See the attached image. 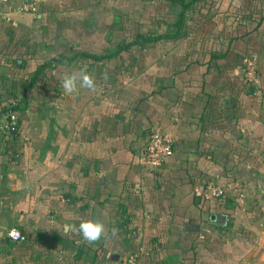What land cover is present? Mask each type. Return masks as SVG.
<instances>
[{"label": "crops", "instance_id": "obj_1", "mask_svg": "<svg viewBox=\"0 0 264 264\" xmlns=\"http://www.w3.org/2000/svg\"><path fill=\"white\" fill-rule=\"evenodd\" d=\"M32 1L0 8V264H264V0H199L177 40L127 51L173 35L180 3ZM84 70L96 90L66 93ZM153 128L173 151L151 170ZM85 221L95 244L65 231Z\"/></svg>", "mask_w": 264, "mask_h": 264}, {"label": "built area", "instance_id": "obj_2", "mask_svg": "<svg viewBox=\"0 0 264 264\" xmlns=\"http://www.w3.org/2000/svg\"><path fill=\"white\" fill-rule=\"evenodd\" d=\"M14 0H0V8L4 4H8L13 2ZM15 10L18 13H34L36 11L35 8V2H26L22 5H19L15 7ZM244 67H245V77L246 79L253 83H257V73H256V65L255 62L252 59H247L244 62ZM10 123L7 125V129H13V125L15 123V115H10ZM173 151V138L172 136L167 133L163 132L159 128H153L150 131L149 135V143L147 147L145 148L143 156L140 158V165L143 167H146L147 169H155L159 167L165 159L171 155ZM138 189V188H137ZM206 197L208 198H220L224 196V190L217 186V185H210L207 187L206 191ZM15 229H11L8 231V236L11 238L13 241H18L21 238L20 233L15 230L19 236L14 237L12 235V232ZM129 264H137L135 258H130L128 260Z\"/></svg>", "mask_w": 264, "mask_h": 264}, {"label": "clouds", "instance_id": "obj_3", "mask_svg": "<svg viewBox=\"0 0 264 264\" xmlns=\"http://www.w3.org/2000/svg\"><path fill=\"white\" fill-rule=\"evenodd\" d=\"M62 87L65 92L68 94H79V88H86L91 91L96 90V84L94 79L87 74L86 70L81 71L79 76L72 75H64L63 76ZM79 84V88H78ZM77 231L88 244H95L105 235L106 228L105 225L98 221H85L79 224L77 228L75 225H66L65 231ZM118 233L117 228L112 229V235L115 236ZM12 235L14 237H18L19 234L13 230Z\"/></svg>", "mask_w": 264, "mask_h": 264}, {"label": "trees", "instance_id": "obj_4", "mask_svg": "<svg viewBox=\"0 0 264 264\" xmlns=\"http://www.w3.org/2000/svg\"><path fill=\"white\" fill-rule=\"evenodd\" d=\"M199 0H191L190 2L188 3H185L183 0H170V2L172 4H176V3H180L181 5V12L179 14V19L177 20V22L175 23V32L173 35H165L164 33L160 32V33H150V34H140L137 38V40H134V41H131V42H128L127 44H124L121 46L120 50L122 51H127L129 50L131 47L139 44L141 47L145 46V44H149V43H159L161 41H163L165 38L168 39V40H177L179 37H180V34L184 31V24H183V20H184V15H185V12L187 10V8H189L194 2H198ZM17 107H10L9 108V111H8V114H7V122L8 124L11 122L10 121V115H15L16 114V111L18 109H16ZM7 124V125H8ZM13 129H7V126H6V133L7 135H16L17 132H18V122H17V118H16V115H15V123L14 125L12 126Z\"/></svg>", "mask_w": 264, "mask_h": 264}, {"label": "water", "instance_id": "obj_5", "mask_svg": "<svg viewBox=\"0 0 264 264\" xmlns=\"http://www.w3.org/2000/svg\"><path fill=\"white\" fill-rule=\"evenodd\" d=\"M29 2L32 1V0H28Z\"/></svg>", "mask_w": 264, "mask_h": 264}]
</instances>
